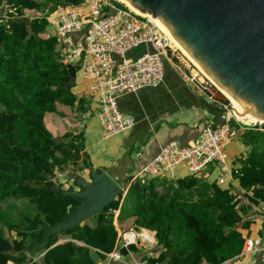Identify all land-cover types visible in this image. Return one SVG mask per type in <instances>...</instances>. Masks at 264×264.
<instances>
[{"label": "trees", "instance_id": "1", "mask_svg": "<svg viewBox=\"0 0 264 264\" xmlns=\"http://www.w3.org/2000/svg\"><path fill=\"white\" fill-rule=\"evenodd\" d=\"M83 1L0 0V264L25 263L27 252L43 237V226L57 224L81 205L69 197L59 199L48 189L56 185L57 172L80 163L88 168L84 136L55 138L45 117L56 113L57 104L74 107L78 102L73 88L79 70L76 67V77L71 78L68 65L59 58L56 38L47 35L48 17L60 5ZM79 103L84 105L83 100ZM242 138L252 148V158L241 169L240 186L254 190L264 202V124L246 129ZM159 184L156 180L132 184L126 197L133 199L134 207L126 210L124 200L120 209L119 197L111 210L120 209L119 219L132 214L137 228L156 233L160 253L148 263L224 264L243 253L242 208L231 190L195 177L164 185L165 194L157 191ZM27 202L34 213L25 208ZM7 211L14 213L10 219ZM109 212L104 209L98 215L96 228L84 225L52 236L43 262L29 264H96L91 249L106 259L118 240ZM13 232L16 238L10 237ZM60 234L74 235L73 240L86 247L72 242L56 245ZM120 252L127 256L139 249L131 246Z\"/></svg>", "mask_w": 264, "mask_h": 264}, {"label": "built area", "instance_id": "2", "mask_svg": "<svg viewBox=\"0 0 264 264\" xmlns=\"http://www.w3.org/2000/svg\"><path fill=\"white\" fill-rule=\"evenodd\" d=\"M116 2L84 0L77 5H60L48 17L49 28L60 51L59 58L66 65L79 67L82 77L89 82L88 97L98 105L96 117L105 140L124 134L136 125L133 118L121 113L119 99L162 85L164 60L173 61V51L169 50L171 42L152 16L138 15ZM141 46L152 47L153 52L147 50L140 56H129ZM188 79L222 111L223 123L205 128L188 145L171 142L163 146L150 163L132 176L125 187L124 197L132 184L146 185L156 177L174 179L179 168L188 169L194 176L203 174L207 179L216 173L215 183L227 185L232 178L228 147L239 136V130L263 126V123L246 125L240 121L233 112L231 101L207 77L201 79L191 75ZM157 191L164 192L162 187ZM146 232L149 231L130 229L122 233L119 253L112 257L121 260L123 255L120 251L131 246L143 249L148 245L153 249L157 245L156 233L151 232L154 240L139 237ZM244 251L245 254L259 255V264H264L261 237L247 239Z\"/></svg>", "mask_w": 264, "mask_h": 264}, {"label": "crops", "instance_id": "3", "mask_svg": "<svg viewBox=\"0 0 264 264\" xmlns=\"http://www.w3.org/2000/svg\"><path fill=\"white\" fill-rule=\"evenodd\" d=\"M32 15L29 14L31 18ZM34 16L38 17V15ZM48 32L47 30V35H49ZM147 50L153 52L152 47H147ZM133 53L132 56H134ZM164 62L165 79L162 85L157 88H145L136 94L119 99L118 106L121 113L124 116L133 118L136 125L128 132L108 139L111 142L106 147L103 148L99 145L100 139L101 141L108 140L103 138V129L96 117L99 111L98 105L88 97V81L87 88V86H81V82L76 79L73 93L76 95L78 102L74 107L57 104L56 113H49L45 117L47 128L55 138L63 137L66 134L84 136V152L89 156V166H92L95 170L107 172L114 180L122 182L123 186L126 187L124 185L126 181L150 163L159 154L163 146L171 142L188 145L196 140L205 128L223 123L222 111L211 104L205 95L189 82L188 75L182 72L174 61L164 60ZM80 100L84 101V105H80ZM244 131V129L239 130V136L227 149L232 178L227 182V185L218 186L225 190H231L240 203L242 221L239 224V231L245 241L261 237L264 242V202L255 196L254 190H244L239 182L241 169L248 164V158H252L250 156L252 148L247 147L242 138ZM113 139L115 140L112 141ZM88 168L83 170L85 175L82 177H88ZM178 171L174 179L156 177L152 180L159 181L162 183V185L159 184V187H163L166 185L167 179L176 181L189 176L178 174ZM64 175L66 174L57 172L54 180L56 185L65 190L77 191V188L72 189V182L69 183L71 187H66L62 185V181H57L58 178ZM67 176L68 180L74 177L68 173ZM205 182L215 183V174ZM125 197L121 198L120 209ZM25 208L34 213L33 207H28V202ZM120 209L118 211L110 210L109 212L111 216H114L113 222L118 232L115 251L111 255H107L106 259H103L98 250L91 249V256L96 264H150L148 263L149 259H155L160 253L157 246L153 249L141 248L137 253L130 252L127 256H122L121 260H115L112 257L113 254L119 253L120 238L121 234L125 232L124 230L141 229L136 227L135 217L130 213L122 215L119 219ZM98 223L99 216H94L81 226L86 225L90 228H96ZM151 232L149 231L150 234ZM11 237L16 238V233L13 232ZM74 237V235L60 234L55 239L56 245L72 242L79 247H86L84 243L73 240ZM32 244L33 242L29 240L28 246L30 247ZM31 250L27 252L28 258L23 264H29L31 260L42 263L45 252L31 256ZM259 261V255L245 254L243 250L238 258L224 264H259ZM10 264L16 263L10 262Z\"/></svg>", "mask_w": 264, "mask_h": 264}, {"label": "water", "instance_id": "4", "mask_svg": "<svg viewBox=\"0 0 264 264\" xmlns=\"http://www.w3.org/2000/svg\"><path fill=\"white\" fill-rule=\"evenodd\" d=\"M143 14L159 19L193 60L231 97L264 122V0H126ZM71 78L76 67L68 65ZM77 177V191L55 185L57 198L81 205L57 224L43 226L41 241L30 252H47L50 238L73 231L104 209L112 210L125 187L89 166Z\"/></svg>", "mask_w": 264, "mask_h": 264}, {"label": "rangeland", "instance_id": "5", "mask_svg": "<svg viewBox=\"0 0 264 264\" xmlns=\"http://www.w3.org/2000/svg\"><path fill=\"white\" fill-rule=\"evenodd\" d=\"M38 1H40V2H44V0H38ZM122 3V2H121ZM49 32H48V34H49V36H52V30L48 27V29H47ZM171 46H172V48L171 49H169L171 52L173 51V61H174V63L177 65V67L182 71V72H185L187 75H188V77H191V75H194V76H197L198 78H201V79H206V77L204 76V74H202L199 70H198V68L188 59V58H186V56H184V54L180 51V50H178V49H176L175 47H174V45L173 44H171ZM147 51V46H141V47H139L138 49H136L135 51H134V53H133V55L134 56H140V55H142L143 53H145ZM170 54V53H169ZM129 56H132V55H129ZM172 61V62H173ZM81 66V65H80ZM77 81L78 82H81L80 84H81V86H84V87H86L87 86V88H88V82L82 77V70L81 69H79L78 71H77ZM217 86V85H216ZM218 87V86H217ZM218 88H220V87H218ZM234 112V111H233ZM264 124V123H263ZM257 125H260V124H257ZM241 130H243V129H241ZM115 139H113L112 141H114ZM109 142H111V140H108V141H101V139H100V141H99V145H100V147H106L108 144H109ZM89 155H90V153H89ZM85 166L83 165V163H80V166L79 167H75V166H69L67 169H66V171L64 172V174H66V175H64L63 177H61V178H58L57 179V181L58 182H60V181H62L63 183H62V185L63 186H66V187H71V185L69 184L70 182H72L73 183V180L75 179V178H77V177H82V176H84L85 175V173L83 172V170L85 169L84 168ZM179 170V171H178ZM177 171H178V174H185V175H189V176H187V177H195V178H198V179H201V180H203V181H207V178H205L204 177V175L203 174H200V175H196V176H194V175H191V173L189 172V170L188 169H184V168H179ZM67 173L70 175V176H74V177H72V179H70V180H68L67 179ZM177 173V172H176ZM213 176V175H212ZM211 176V177H212ZM111 177V176H110ZM187 177H185V178H187ZM215 177H216V173H215ZM112 178V177H111ZM184 178V179H185ZM113 180H114V178H112ZM119 185H122L123 186V184H122V182H120V181H118V180H115ZM173 182H175V181H171V180H169V179H167L166 180V182H165V184L167 185L168 183H173ZM124 185H128V183H126V184H124ZM72 189H76V187H74V186H72ZM128 192V191H127ZM161 194H165V192H163V193H161ZM119 199V198H118ZM124 207L126 208V210H128V209H130L131 207H134V202H133V199L131 198V197H126V199H125V202H124ZM6 214H7V217L10 219L11 218V216L13 217V215H14V213L13 212H11V211H7L6 212ZM123 230V229H122ZM127 230V229H126ZM126 230H124V231H126ZM141 231V230H140ZM124 233V232H123ZM11 237V236H10ZM121 239V238H120ZM144 246H146L147 248L146 249H149V246L148 245H144ZM157 246V245H156ZM155 246V247H156ZM154 247V248H155ZM37 255H39V254H37Z\"/></svg>", "mask_w": 264, "mask_h": 264}, {"label": "bare ground", "instance_id": "6", "mask_svg": "<svg viewBox=\"0 0 264 264\" xmlns=\"http://www.w3.org/2000/svg\"><path fill=\"white\" fill-rule=\"evenodd\" d=\"M116 1L119 2V3L122 2L121 4H124L125 6H127L128 8H130L133 12H135L138 15H143L145 17L151 16L149 14H143L140 11L134 9L131 6V4L128 1H126V0H116ZM154 20L160 26V28L163 30V32L168 36L171 44H173L176 49L180 50L184 54V56H186V58H188L198 68V70L202 74H204L205 77H207L215 85H217L213 81V79H211V77L193 60V58L191 57V55L178 43V41L174 38V36L170 32V30L166 27V25L164 23H162L159 19H154ZM219 89L231 101L233 111H234L236 117L240 121H242L246 125H253V124H261V123H264L262 120L258 119L257 117L253 116L249 111H247V109L241 103H239V101H237L236 99H234L233 97H231V95H229V93H227L226 91H224L221 88H219ZM145 236L148 237V238H151V240H153L152 234H150L149 232H146L144 235H139L140 238L141 237H145Z\"/></svg>", "mask_w": 264, "mask_h": 264}]
</instances>
